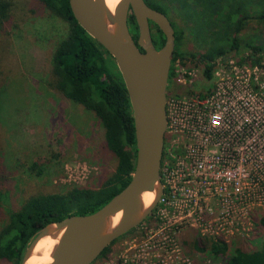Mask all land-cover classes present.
<instances>
[{"label": "rangeland", "instance_id": "rangeland-1", "mask_svg": "<svg viewBox=\"0 0 264 264\" xmlns=\"http://www.w3.org/2000/svg\"><path fill=\"white\" fill-rule=\"evenodd\" d=\"M33 4L34 0H18L13 13L16 26L10 28L2 60L5 90L0 109V227L8 214L18 210L27 198L60 192L68 185L97 189L116 165V158L105 147L103 128L96 116L65 99L51 86L52 54L66 36L68 26L47 12L29 13ZM179 11L175 6L172 14L176 29L183 32V42L177 48L198 56L204 51L202 42L196 38L198 32H194L196 37L190 34L193 24ZM259 38H264V24L252 14L237 34V51L218 60L211 80L204 78L195 59H179L174 63L173 77L167 84L169 119L162 172L178 193H191L194 198L189 206H182L180 215H169V222L164 225L157 204L134 235L148 236L144 242L136 243V248L154 238L160 239L159 242L172 235L180 255L178 259L169 258L173 255L167 250L166 264H223L221 257L209 252L210 244L224 242L231 248L245 243L250 251H255L264 239L258 225L264 214V77L249 62H244L249 54L245 44L257 45ZM218 92L225 96L213 101L220 105L221 101L227 103L223 110L225 129L231 127L225 119L232 123V112L239 110V98L248 99L253 110L243 111L248 119L243 148L248 154L240 165L237 184L232 180L227 184L226 209L217 206L211 196L214 192L207 184L210 173L212 177L220 176L213 168L209 171V163H214L211 157L219 155L222 144L210 140L206 131L208 115L218 110L214 105L210 111L208 101ZM250 121L256 128L253 134ZM231 133L235 134L227 130L223 138ZM252 148L259 157L252 158ZM190 149L201 152L198 164L189 158ZM227 165L228 171H232L236 163ZM165 242L164 246L170 247L168 238ZM129 246L122 252H129ZM150 263L159 264L157 260L147 264Z\"/></svg>", "mask_w": 264, "mask_h": 264}, {"label": "trees", "instance_id": "trees-1", "mask_svg": "<svg viewBox=\"0 0 264 264\" xmlns=\"http://www.w3.org/2000/svg\"><path fill=\"white\" fill-rule=\"evenodd\" d=\"M144 1L152 9L163 13L174 29L175 50L168 83L173 77L174 63L188 58L195 59L202 68L204 78L211 80L217 61L223 60L229 52L237 51V34L244 21L253 14L264 24V0ZM175 6L179 7L185 20L193 24L190 34L196 35L194 32H198L197 37L194 36L200 39L204 47L198 56L177 48L183 42V32L176 29L172 20ZM16 8L18 0H0V109L5 90L1 78L2 60L11 34L10 28L16 26L13 24ZM39 12H47L68 26L66 36L57 43L52 54L51 86L65 99L96 116L103 128L105 147L116 158V165L114 172L97 189L68 185L60 192L31 196L18 210L10 212L0 227V264H21L27 247L45 226L72 215L86 216L98 211L125 188L134 170L133 119L128 94L114 59L78 25L68 0H34L29 13ZM127 24L136 40L138 28L132 14L128 16ZM150 25L152 43L159 50L165 38L156 25ZM259 39L257 45L245 44L249 54L244 62L258 68L264 76V38ZM31 167L34 170L36 165ZM40 172L38 170L37 174ZM258 225L264 235V214L260 216ZM209 248L211 255L221 257L223 264H264V239L255 251H250L245 243L229 248L224 242H215Z\"/></svg>", "mask_w": 264, "mask_h": 264}, {"label": "water", "instance_id": "water-1", "mask_svg": "<svg viewBox=\"0 0 264 264\" xmlns=\"http://www.w3.org/2000/svg\"><path fill=\"white\" fill-rule=\"evenodd\" d=\"M78 25L114 59L125 85L134 126L135 162L129 183L93 214L69 216L45 226L27 247L21 264L29 259L36 243L57 237L45 264H92L115 240L139 226L155 209L161 194L160 167L167 127L166 89L175 50L169 19L144 0H117L111 13L104 0H68ZM132 14L138 28L137 45L129 32ZM165 42L156 50L151 25ZM153 193L142 203L143 193ZM119 217L113 226V220Z\"/></svg>", "mask_w": 264, "mask_h": 264}, {"label": "built area", "instance_id": "built-area-1", "mask_svg": "<svg viewBox=\"0 0 264 264\" xmlns=\"http://www.w3.org/2000/svg\"><path fill=\"white\" fill-rule=\"evenodd\" d=\"M253 68L259 70L254 66ZM221 95H223V97L225 96L224 93L218 92L217 95L211 97V99L208 101L210 103V111L212 106L214 105L218 107V110H214L213 114H211L210 112V114L208 115V125L206 126V131L208 132V136L210 140L217 141L218 142L217 144L219 145L222 144L221 146L222 151L219 152V155H216L215 157H211V159H215L214 163L213 162L209 163V171L213 168L215 169L216 172L220 173V176L212 177V174L210 173L209 174L210 176L208 177L210 182L207 184L209 185L208 189L214 192L211 194V196L216 199L217 206H220L221 209L223 208L226 209L228 205L227 192H226L227 184H229L228 182L231 180L234 181L235 184H237V176L240 173V165L244 162V158L247 157L248 154V151L244 150L243 148V142L247 138V133L245 132L244 128L248 126L247 123L248 119H246V116L244 115L243 111H249V110L253 111V110L251 109V107H249V104L252 103H250L248 99L243 100L244 97L242 99L239 98L237 101V103L239 104V110L232 112L233 124L230 123L227 119H225L226 122H228V125L231 126L228 128L231 130V132L235 134L231 133L227 137L223 138L225 132L229 130V129H225L223 125V118H224L223 110H225L227 103L225 101H221V105H220L213 101L215 97H220ZM247 95L252 98L251 93H247ZM166 114H167V127H168L169 116H168L167 105H166ZM251 125H252L251 133L253 134L254 131L256 132V128L254 127L252 122ZM163 155H162L161 167H160V182L163 191L157 204L159 211L158 216L162 220V224L164 225L165 223L168 224L169 215H172L173 217L175 215L176 216L180 215L179 211L182 210L181 209L182 206L184 208L186 206H189V203L191 199L194 198V195H192L191 193L185 194L183 193V191H180L181 193H178V189L176 188V186L174 184H171V182L168 180V177L162 172L163 157H164ZM199 156H201V152L192 149L189 150V158H191L197 164H198ZM251 156L252 158L259 157L258 151H255L252 148ZM230 162L236 163L235 169L232 171H228L227 164ZM214 164L217 165L214 166ZM201 167H202V163H199L198 168ZM164 177H166L165 180ZM240 204L241 203H239V205ZM166 238H168L170 247L164 246V244L166 243L165 242ZM166 238L163 237L162 240L159 242L157 240L160 239L154 238L152 242H147L146 244H142L138 248L134 249L132 253L130 252L122 253L121 264H147L148 261L150 262L151 260L153 261L157 260L159 264H166L167 262H166L165 254H168L167 250H170V254L173 255V256H169V258L174 257L178 259L179 258L178 256L180 254L174 237L172 235H167ZM158 248L160 251L158 250Z\"/></svg>", "mask_w": 264, "mask_h": 264}, {"label": "bare ground", "instance_id": "bare-ground-1", "mask_svg": "<svg viewBox=\"0 0 264 264\" xmlns=\"http://www.w3.org/2000/svg\"><path fill=\"white\" fill-rule=\"evenodd\" d=\"M104 2L107 9L112 13L117 0H104ZM141 199H142V203L145 206H147L151 203L153 199V193L150 192L143 193ZM118 219L119 217H116L113 220L112 222L113 226L117 223ZM55 236H48L40 239L36 243L35 247L33 248L31 256L25 262V264H45L50 259V255L57 244V237Z\"/></svg>", "mask_w": 264, "mask_h": 264}, {"label": "flooded vegetation", "instance_id": "flooded-vegetation-1", "mask_svg": "<svg viewBox=\"0 0 264 264\" xmlns=\"http://www.w3.org/2000/svg\"><path fill=\"white\" fill-rule=\"evenodd\" d=\"M129 32L131 34L130 28H129ZM131 37H132V34H131ZM132 39H133V37H132ZM133 41L136 44V46L138 47L137 39L136 40L133 39ZM138 49L140 52H143V50L140 47H138ZM144 224H145V222L143 221L140 225H144ZM137 227H139V226H137ZM136 228L132 229L131 231H129L125 235H123L120 238H118L117 240H115L116 242L111 244L109 251L104 253L102 256H99L92 264H108L110 262L113 264H121L122 263L121 262V256L123 253L122 252L123 248L131 245V246H129L128 250L130 253H132L133 250L136 248L135 244L137 243V245H138L141 242H144V239L148 237V236H146V237L134 236L136 234ZM139 246H141V245H139Z\"/></svg>", "mask_w": 264, "mask_h": 264}]
</instances>
